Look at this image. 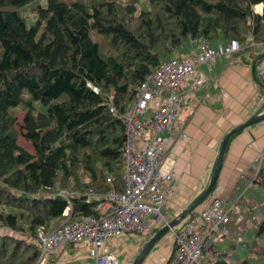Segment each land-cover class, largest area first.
I'll return each instance as SVG.
<instances>
[{"label":"trees","instance_id":"16d2710c","mask_svg":"<svg viewBox=\"0 0 264 264\" xmlns=\"http://www.w3.org/2000/svg\"><path fill=\"white\" fill-rule=\"evenodd\" d=\"M193 37L264 43V0H0V206L7 208L0 227L32 241L0 235V264H34L37 233L51 231L57 219L94 214L111 188L108 174L121 191L119 114L151 68ZM254 78L264 86L255 71ZM86 188L97 195L89 203ZM61 189L72 192L67 216L66 199L51 197ZM256 237L263 239L264 264V220L244 248L249 257L224 263L256 264Z\"/></svg>","mask_w":264,"mask_h":264},{"label":"built area","instance_id":"2783aa9c","mask_svg":"<svg viewBox=\"0 0 264 264\" xmlns=\"http://www.w3.org/2000/svg\"><path fill=\"white\" fill-rule=\"evenodd\" d=\"M240 48L235 38L211 43L204 37H193L187 49L175 51L151 68L119 114L124 132L120 149L121 191L115 190L113 177L108 174L105 180L111 188L95 204L94 214L64 220L47 233L39 231L34 239L39 251L34 264H48L51 253L80 242H87L90 264H130L127 258L118 257L111 247L113 240L125 234L146 240L154 225L170 220L162 213L176 179L175 159L168 146L185 136L177 123L186 99L185 90L203 88L208 81L206 71L211 72L215 58L231 61ZM86 85L99 91L91 82ZM109 110L114 112L111 105ZM263 162L264 150L254 164L256 175ZM81 194L86 203L97 198L90 188ZM57 195L68 203L63 212L67 216L72 192L61 189L51 197ZM204 200L201 208L192 209L170 230L174 247L166 264H225L233 262V254L246 247L243 234L257 224L262 203L220 196Z\"/></svg>","mask_w":264,"mask_h":264},{"label":"crops","instance_id":"0c3cea01","mask_svg":"<svg viewBox=\"0 0 264 264\" xmlns=\"http://www.w3.org/2000/svg\"><path fill=\"white\" fill-rule=\"evenodd\" d=\"M254 11L260 14L262 4L255 5ZM201 69L206 71L205 66H201ZM254 71L264 83V46L246 39L231 61L224 57L215 58L211 72L206 71L208 81L203 88L185 90L186 99L177 119L185 136L168 146L169 154L175 159L176 179L173 193L162 208L167 219L175 217L205 189L224 135L249 117L264 112V86L256 81ZM263 150L264 120L231 135L214 188L209 195L225 199L239 198L244 203V198L261 202L258 222L248 230L251 237L255 236L259 222L264 220V162L257 175L254 167L257 156ZM204 203L205 200L196 209ZM161 226L154 225L150 237ZM163 237L141 264L166 263L174 246L171 232L167 240ZM149 238L143 240L136 234H125L114 239L111 244L118 257L127 258L131 264ZM254 256L255 259L260 257L257 253ZM248 257L249 254L241 250L233 254L232 263ZM254 261L256 264L260 262ZM90 263L87 242L53 252L48 261V264Z\"/></svg>","mask_w":264,"mask_h":264},{"label":"water","instance_id":"95a60500","mask_svg":"<svg viewBox=\"0 0 264 264\" xmlns=\"http://www.w3.org/2000/svg\"><path fill=\"white\" fill-rule=\"evenodd\" d=\"M261 120H264V112L260 114H255L251 117H249L246 121L236 125L232 129H230L223 137L220 147L217 152V157L215 160V164L213 167V171L211 174V178L209 180V183L205 187V189L199 194L195 200H193L188 206H186L181 212H179L175 217L168 220L167 223L163 224L150 238L149 240L144 244L136 258L131 264H141L145 256L150 252V250L155 246V244L158 242V240L166 234L168 231H170L172 228L177 226L181 220L185 218V216L195 207H197L204 199H206L212 192V189L214 188L216 178L220 169V166L222 164V159L224 156L225 148L228 144V140L235 132L243 129L244 127H248L254 123H257Z\"/></svg>","mask_w":264,"mask_h":264},{"label":"rangeland","instance_id":"374dc122","mask_svg":"<svg viewBox=\"0 0 264 264\" xmlns=\"http://www.w3.org/2000/svg\"><path fill=\"white\" fill-rule=\"evenodd\" d=\"M89 1V0H88ZM122 2H125V1H127V0H121ZM45 2V0H41V3H44ZM147 4V3H146ZM149 6V5H148ZM144 7H146V6H144ZM141 8H143V7H139V5H138V11H139V9H141ZM147 8V7H146ZM149 8V7H148ZM22 11H23V13L25 14V16H26V18H27V20H28V22H31L33 19H34V14L32 13V9H31V6H29V5H26L23 9H22ZM30 11V12H29ZM29 15V16H28ZM137 22H138V20H133L132 21V25L134 26V24H137ZM241 45V44H240ZM22 110H21V108H16V109H14V113H15V115L17 116V118H18V120H20V118H21V115H22ZM18 141L20 142V144H22L23 146H25L29 151H33V149H32V146H31V144L28 142V141H26L24 138H23V136L21 135V134H19L18 135ZM81 180L83 181V182H88V180H89V178L86 176V175H82V177H81ZM62 190H66V189H62ZM58 191H60V190H58ZM57 191V192H58ZM1 209H3V210H7V208L6 207H3V206H0V210ZM64 221V219L62 218V219H57V220H55V221H53L52 222V226L54 227V228H56L60 223H62ZM52 227V228H53ZM53 228V229H54ZM52 229V230H53ZM169 233L170 232H168V233H166V234H164V239H166L167 240V238H168V236H169ZM0 235H6V236H12V237H15V238H19V239H21V238H25L26 239V241H28V242H31L32 243V241H31V239H28L27 238V235L26 236H22V235H20V233H16L15 231H12L11 229H9V228H6V227H0ZM244 238V239H243ZM243 242H245V244L247 245V246H249V245H251V244H253L254 242H253V237H251V235H250V233H248V232H246V233H244L243 234ZM28 239V240H27ZM255 243H256V245H255V252L257 253V254H259L260 255V257L259 258H257V259H255V260H261L262 258H263V256L260 254L261 253V250H260V248L262 247V245H263V239L261 238V237H259L258 239H256L255 240ZM112 247V246H111ZM155 248V246L152 248V250ZM38 253H39V251H38ZM37 257H38V255H37Z\"/></svg>","mask_w":264,"mask_h":264},{"label":"bare ground","instance_id":"6f19581e","mask_svg":"<svg viewBox=\"0 0 264 264\" xmlns=\"http://www.w3.org/2000/svg\"><path fill=\"white\" fill-rule=\"evenodd\" d=\"M30 12V11H29ZM29 16V15H28ZM34 77V76H33ZM213 82V81H212ZM32 87V86H31ZM35 88V87H34ZM35 90V89H34ZM133 91V90H132ZM119 93V92H118ZM132 93V92H131ZM104 96V95H103ZM124 96V95H123ZM131 97V96H130ZM113 102V101H112ZM122 105H124V104H122ZM117 109V108H116ZM74 114V113H73ZM74 118V117H73ZM79 121V120H78ZM100 124V123H99ZM116 126V125H115ZM96 128V127H95ZM106 128V127H105ZM108 128V127H107ZM106 128V129H107ZM115 132V131H114ZM103 133V132H102ZM105 134V133H104ZM108 134V133H107ZM102 136H104V135H102ZM123 138V137H122ZM73 141V140H72ZM74 143V142H73ZM87 143V142H86ZM121 144V143H120ZM96 148V147H95ZM80 150V149H79ZM81 151V150H80ZM213 169V168H212ZM212 171V170H211ZM56 191V190H55ZM19 196V195H18ZM25 196V195H24ZM75 199V198H74ZM84 205V204H83ZM10 208V207H9ZM82 213V212H81ZM41 228V227H40ZM44 230V229H43ZM45 231V230H44ZM68 247V246H67Z\"/></svg>","mask_w":264,"mask_h":264}]
</instances>
